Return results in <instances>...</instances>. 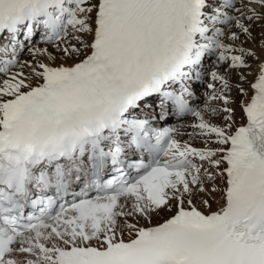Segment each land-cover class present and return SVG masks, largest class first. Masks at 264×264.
Here are the masks:
<instances>
[{"label":"snow or ice","instance_id":"obj_1","mask_svg":"<svg viewBox=\"0 0 264 264\" xmlns=\"http://www.w3.org/2000/svg\"><path fill=\"white\" fill-rule=\"evenodd\" d=\"M0 264H264V0H0Z\"/></svg>","mask_w":264,"mask_h":264},{"label":"bare ground","instance_id":"obj_2","mask_svg":"<svg viewBox=\"0 0 264 264\" xmlns=\"http://www.w3.org/2000/svg\"><path fill=\"white\" fill-rule=\"evenodd\" d=\"M25 59V58H24ZM252 72H253V75L255 74V66H253V69H252ZM252 79V77L250 76L249 77V80H251ZM234 80H235V76H234ZM238 119V118H237ZM240 120V119H239ZM177 126H179V125H177ZM178 138H180V137H178ZM182 139L183 140H187V138H185V137H182ZM195 146H199V145H195ZM217 199H218V197H217ZM216 202V201H215ZM219 207V205H218V203H217V206H215L214 207V204L212 205V209L211 210H215V209H217ZM157 222V220L154 218V220H153V223H156Z\"/></svg>","mask_w":264,"mask_h":264},{"label":"rangeland","instance_id":"obj_3","mask_svg":"<svg viewBox=\"0 0 264 264\" xmlns=\"http://www.w3.org/2000/svg\"><path fill=\"white\" fill-rule=\"evenodd\" d=\"M24 58H25V59H28L27 54H25L24 56L21 57V59H24ZM25 71H27V69H26ZM233 80H234V77H233ZM239 119H240V118L238 117V119H237V123H238ZM240 120H241V119H240ZM185 136H186V135H185ZM186 137H187V136H186ZM193 143H194V145H195V144H196V145H199L198 142H195V141H194ZM199 146H200V145H199ZM216 199H217V198H216ZM216 199H213V201H212V205L214 204V207L217 206V202H215Z\"/></svg>","mask_w":264,"mask_h":264}]
</instances>
